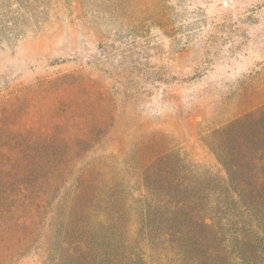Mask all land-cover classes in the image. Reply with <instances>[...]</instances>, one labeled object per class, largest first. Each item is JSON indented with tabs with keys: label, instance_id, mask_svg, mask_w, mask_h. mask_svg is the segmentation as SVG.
Segmentation results:
<instances>
[{
	"label": "trees",
	"instance_id": "1",
	"mask_svg": "<svg viewBox=\"0 0 264 264\" xmlns=\"http://www.w3.org/2000/svg\"><path fill=\"white\" fill-rule=\"evenodd\" d=\"M80 3L72 0L74 11ZM79 79L39 84L28 112L21 104L0 107V264L41 232L55 245L43 247L50 264H131L130 224L155 251L181 245L213 255L216 237L228 244L236 226L256 243L264 222V105L207 137L218 167L206 173L168 149L164 133L115 119L105 92L81 91Z\"/></svg>",
	"mask_w": 264,
	"mask_h": 264
},
{
	"label": "rangeland",
	"instance_id": "2",
	"mask_svg": "<svg viewBox=\"0 0 264 264\" xmlns=\"http://www.w3.org/2000/svg\"><path fill=\"white\" fill-rule=\"evenodd\" d=\"M134 2L81 0L74 11L72 0H0V107L28 112L36 86L79 75L81 91L105 92L115 119L164 133L188 165L215 173L207 137L264 105V0H159L141 9ZM257 227L256 243L239 226L228 244L217 236L212 255L181 245L155 251L130 224V263L264 264V222ZM43 247H55L45 232L8 264H50Z\"/></svg>",
	"mask_w": 264,
	"mask_h": 264
}]
</instances>
